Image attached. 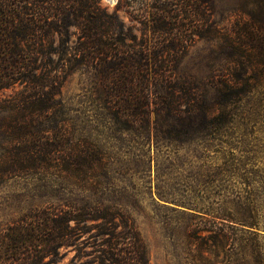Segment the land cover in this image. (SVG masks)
<instances>
[{
    "label": "trees",
    "instance_id": "1",
    "mask_svg": "<svg viewBox=\"0 0 264 264\" xmlns=\"http://www.w3.org/2000/svg\"><path fill=\"white\" fill-rule=\"evenodd\" d=\"M136 2L117 0L108 11L100 0H0V183L56 162L70 169L92 168L100 160L96 150L67 140L70 109L61 86L72 73L89 74L99 114L114 122L149 131L154 114L196 134L225 118V105L264 83V16L255 8L232 32L212 19L210 0H138L136 34L117 13ZM198 40L229 48L223 55L229 76L213 87L175 74ZM209 88L215 90L212 100ZM31 218L0 231V264H52L42 261L45 253L61 247L79 252L93 228L98 264H149L137 228L118 206L54 207Z\"/></svg>",
    "mask_w": 264,
    "mask_h": 264
},
{
    "label": "rangeland",
    "instance_id": "2",
    "mask_svg": "<svg viewBox=\"0 0 264 264\" xmlns=\"http://www.w3.org/2000/svg\"><path fill=\"white\" fill-rule=\"evenodd\" d=\"M210 1L211 17L223 30L233 32L234 23L246 20L251 9L264 16V0ZM100 4L113 11L117 0ZM138 7L137 0L117 10L136 34L141 30ZM224 47L196 41L180 60L176 76L192 75L210 86L224 80L229 76L223 61L229 48ZM94 86L88 73L75 72L63 81L61 95L70 109L67 140L96 150L100 160L92 168L65 169L56 162L2 181L0 231L22 220L29 223L31 215L54 207L100 202L129 216L149 264H264V83L225 105V118L220 115L198 134L174 118L156 119L154 114L149 131L139 123L114 122L99 114ZM214 93L209 88L207 99ZM95 232L84 234L79 252L61 247L56 254L45 253L42 261L98 264L90 236Z\"/></svg>",
    "mask_w": 264,
    "mask_h": 264
},
{
    "label": "bare ground",
    "instance_id": "3",
    "mask_svg": "<svg viewBox=\"0 0 264 264\" xmlns=\"http://www.w3.org/2000/svg\"><path fill=\"white\" fill-rule=\"evenodd\" d=\"M112 1V0H111Z\"/></svg>",
    "mask_w": 264,
    "mask_h": 264
}]
</instances>
